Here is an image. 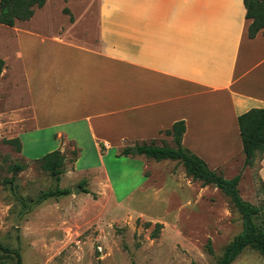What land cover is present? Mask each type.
Instances as JSON below:
<instances>
[{
	"label": "crops",
	"instance_id": "obj_1",
	"mask_svg": "<svg viewBox=\"0 0 264 264\" xmlns=\"http://www.w3.org/2000/svg\"><path fill=\"white\" fill-rule=\"evenodd\" d=\"M64 3L71 28L80 10L82 24L95 22L96 35L79 45L53 38L65 50H16L26 100L0 112V120L12 121L17 132L9 140L20 141L23 159L31 161L22 156L26 136L30 152L60 151L66 164L67 150H75L72 173L92 171L89 185L104 173L109 185L102 170L108 150L122 157V150L143 143H171L164 132L179 121L185 124L182 146L211 170L221 172L243 154L237 118L264 109V29L248 38L244 0ZM47 6L46 0L38 11ZM36 15L12 27L18 42L22 36L46 42L28 27ZM1 57L0 78L11 87L14 74ZM136 154L125 157L135 161ZM87 156L92 166H84ZM254 164L264 185V154ZM146 170L142 185L150 181Z\"/></svg>",
	"mask_w": 264,
	"mask_h": 264
},
{
	"label": "rangeland",
	"instance_id": "obj_2",
	"mask_svg": "<svg viewBox=\"0 0 264 264\" xmlns=\"http://www.w3.org/2000/svg\"><path fill=\"white\" fill-rule=\"evenodd\" d=\"M47 2L46 9L36 10L28 27L50 42L23 36L18 42L14 29L0 25V56L14 74L11 87L6 76L0 78V112L24 105L26 100L16 50H65L53 38L79 45L96 35L95 22L82 24L80 10L74 8L78 20L71 28L74 19L64 13V1ZM0 123V243L17 250L22 264H218L225 247L242 232L241 216L230 199L213 186L202 188L191 181L179 162H157L138 153L132 161L108 150L102 170L110 183L104 173L96 174L99 182L90 186L87 180L93 172L72 173L74 150L68 149L69 164L64 163L63 174L56 179L34 162L42 155L30 152L28 136L22 156L31 161L6 143L17 132L10 126L12 121L1 119ZM163 144L174 146L172 142L157 145ZM238 157L217 172L224 173L225 179L241 176L240 197L260 207L256 223L264 228V189L258 166L245 168L243 154ZM92 161L87 156L84 166H92ZM14 165H21L22 170L15 171ZM144 166L150 181L142 185ZM82 181L87 193L78 186ZM55 190L69 194L40 201L42 194ZM157 223L161 228L155 234ZM208 241L212 254L207 251ZM1 262L12 260L0 251ZM231 264H264V258L245 249Z\"/></svg>",
	"mask_w": 264,
	"mask_h": 264
},
{
	"label": "trees",
	"instance_id": "obj_3",
	"mask_svg": "<svg viewBox=\"0 0 264 264\" xmlns=\"http://www.w3.org/2000/svg\"><path fill=\"white\" fill-rule=\"evenodd\" d=\"M68 2L70 0H62ZM46 0H0V25L14 27L16 22L29 21L37 9L42 8ZM246 9V19L250 21L247 29L248 38L252 39L264 29V0H244ZM64 13L73 18L68 9ZM4 68V61L0 59V75ZM237 125L242 143V152L244 155L243 167L251 168L257 158L264 154V109H251L246 113L238 116ZM185 132L183 121L176 122L171 129L164 132L165 136L172 138L173 147L166 144L161 146L154 142L143 143L136 146L138 154L154 161L172 160L179 162L185 171V175L193 182L200 183L203 187L213 186L226 195L233 207L241 216L242 232L235 236L233 240L225 247L218 261V264H231L245 249H251L264 258V228L256 223L261 214L258 206L245 202L239 194L238 185L240 175L232 179H225L221 173L211 170L207 164L198 156L182 146V137ZM7 144L14 146L20 153L21 144L18 139L7 140ZM73 160L77 156V151L72 152ZM123 156L130 155V149L122 150ZM72 160V161H73ZM66 161L65 153L53 151L41 157L34 162L45 172L58 179L63 174V167ZM15 171L22 170L21 165H14ZM85 182L78 186L84 193ZM264 189V185H261ZM68 190H55L42 194L40 201L47 200L53 196L67 195ZM95 197V196H94ZM147 226L149 224H146ZM161 224H155V234L158 233ZM154 234V235H155ZM207 251L212 254L211 243H207ZM0 251L5 253L12 262H1L0 264H22L20 254L17 250L9 249L0 243Z\"/></svg>",
	"mask_w": 264,
	"mask_h": 264
},
{
	"label": "water",
	"instance_id": "obj_4",
	"mask_svg": "<svg viewBox=\"0 0 264 264\" xmlns=\"http://www.w3.org/2000/svg\"><path fill=\"white\" fill-rule=\"evenodd\" d=\"M130 152L131 153H138V150L137 149H130ZM79 189V188H78ZM78 189H74L73 190V193H76Z\"/></svg>",
	"mask_w": 264,
	"mask_h": 264
}]
</instances>
